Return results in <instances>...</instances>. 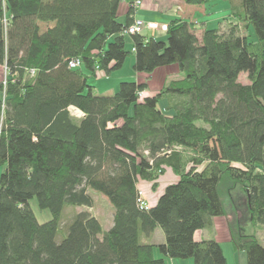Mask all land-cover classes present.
Masks as SVG:
<instances>
[{
	"label": "trees",
	"instance_id": "16d2710c",
	"mask_svg": "<svg viewBox=\"0 0 264 264\" xmlns=\"http://www.w3.org/2000/svg\"><path fill=\"white\" fill-rule=\"evenodd\" d=\"M136 1L0 0V65L9 70L0 83V264H166L155 247L173 260L230 264L216 240L196 239L226 215L223 184L240 185L252 222L264 225V0H223L225 32L194 18L211 0H180L165 41L128 33ZM131 54L137 74L177 66L184 77L155 95L141 97L145 81L96 95L89 80L111 77ZM167 169L178 181L141 209L139 184L157 190ZM90 191L112 205L113 226L81 212L58 243L65 210L94 207ZM33 200L52 220L38 221ZM158 228L165 243H142ZM231 241L247 264H264L255 235Z\"/></svg>",
	"mask_w": 264,
	"mask_h": 264
},
{
	"label": "rangeland",
	"instance_id": "374dc122",
	"mask_svg": "<svg viewBox=\"0 0 264 264\" xmlns=\"http://www.w3.org/2000/svg\"><path fill=\"white\" fill-rule=\"evenodd\" d=\"M44 1L48 2L50 0H44ZM156 1H160V0H156ZM211 1L212 2L210 3L209 11L215 14L212 20L213 24L215 25L212 27L220 28L222 32L229 30L228 27L232 25L231 21L227 19L230 13V3L228 1H223V0H211ZM174 2H169V4H174ZM143 4L144 6H142V8L151 6L149 10L154 11L152 7L154 6V4H156L155 0H143ZM128 8L129 7L127 6L126 3L122 4L120 8V12H119V16H120L119 21L120 20L124 21V17H125L126 12L128 11ZM175 12H177L176 8H174L173 13ZM155 14L153 13L152 15V17L156 20L154 22L145 21L143 19H140V20H143L144 22L157 24V28H154V29L146 28L144 31V35L151 34V37L155 38V35L157 34L156 37L161 39L162 36H166L164 32L167 31V28H168V25L166 24L163 25V22H168L169 20V23H170V21H172L173 18H168L170 13L167 14L166 17H162L161 15H158V14L155 15ZM199 24L201 25V23ZM239 27L241 29L242 34L249 36L251 40H256L255 35L252 34L250 30L248 31L245 28L246 27L245 23H239ZM162 32L164 35L162 34ZM163 39L164 41L167 40L166 37H163ZM126 44H127V49L131 51L133 47L132 39L128 35L126 36ZM134 64H135V56L131 54L130 57H128V59L126 60L124 67L120 71L114 73L111 77H106L102 73L99 74L98 77H92L89 80V85L95 88L94 93L96 95H107V96L114 95L115 93L119 91L120 84L122 82L137 81L136 76L138 74L134 71ZM2 73H3L2 77L5 78L4 68H3ZM183 77L184 75L181 74L177 66H172L169 68L161 69V70L156 71L151 76H145V78L142 81L148 82L149 88L145 93H142L141 97H144L145 94L155 95L157 93H160L172 81L180 80ZM240 82L243 84H249V81L247 79V74H242L240 76ZM165 105H167V100L160 102V107L163 108ZM2 171L3 170L0 169V176H1ZM161 179L162 178L160 177L159 180ZM165 184L167 186L171 185L170 182L168 181L165 182ZM144 186L145 185L143 184L140 187V190H142L144 198L147 201V196H146L147 189L146 188L152 189V185L148 183L146 184L147 187H144ZM159 186H160V181H159ZM220 190H221L220 192L221 200L223 202L226 215L224 217H217L214 219V226L212 230L200 231L198 235L200 236L203 234L206 240L214 239L218 243H220L228 263L247 264L246 253L238 252L235 250L233 243L231 241V237H236L238 236L239 233H242L244 235H255L259 239L261 244L264 245V225H255L252 222L251 216L247 209L246 195L243 192L242 187L240 185H236L231 188L230 184H223ZM90 193L93 196L94 201H95L93 208H90V207L67 208L65 210L63 214L62 232L58 237V243L62 241L63 235H66L68 224L74 219V217L77 214L81 212L87 211V212H91L92 214H97L99 220L101 221L103 225V228L105 230L109 229L110 221L112 217V212H111L113 208L112 205L109 203L107 199H105V197L102 194L97 193L95 191H90ZM31 207L40 223H46L52 220L53 216L51 212L49 210H41L38 206L37 200H33L31 202ZM161 232L162 234H164L163 231ZM155 236H158V235H155ZM155 251H156L155 255L157 258H163V255L159 249ZM174 260H175V264H192L193 263L192 259H187V260L174 259ZM165 261H166V264H173L171 263L169 259L168 261L165 259Z\"/></svg>",
	"mask_w": 264,
	"mask_h": 264
},
{
	"label": "crops",
	"instance_id": "0c3cea01",
	"mask_svg": "<svg viewBox=\"0 0 264 264\" xmlns=\"http://www.w3.org/2000/svg\"><path fill=\"white\" fill-rule=\"evenodd\" d=\"M175 1V2H174ZM169 2H174V4H169ZM179 2H180V0H160V1H156L155 0V3L156 4H154V6L152 7V9L154 10V11H151V10H149L150 8H151V6L149 7H143L142 8V6H144V4H143V0H142V4H141V6H140V8L138 9V11L135 13V16H136V18H139V19H143V20H145V21H152V22H154V21H156L153 17H152V15H153V13L155 14H158V15H161L162 17H166L167 16V14H169V16H168V18H173V20L174 19H178V18H182L177 12H175V13H173V11H174V8H176V11L178 10V4H179ZM176 5V6H175ZM128 6V5H127ZM175 6V7H174ZM209 6L210 5H207L206 7H205V9H204V11H195L194 12V18L199 22V23H202V24H207L208 25V28H217V27H212V26H214L215 24H213V17L215 16V14H213L212 12H210L209 11ZM172 7H174V8H172ZM129 9V8H128ZM128 12V11H127ZM127 12H126V14H125V17H124V21L123 20H120V22H122V23H125V21H126V15H127ZM155 14V15H156ZM171 22V21H170ZM164 24H166V25H168L169 24V20H168V22H163V25ZM166 32L167 31H165L164 32V34H166ZM162 34H163V32H162ZM163 34V35H164ZM143 35H144V33H143ZM161 35V34H160ZM145 36H147V37H151V34L150 35H145ZM157 36V34L155 35V38L156 39H158V40H164L163 39V37H166L167 38V36H162V38L161 39H159V38H157L156 37ZM132 46H133V42H132ZM132 62H134V61H132ZM3 66H1L0 65V83L2 82V80H3V78L4 77H2L3 76V68H2ZM163 69H165V68H163ZM161 70V69H160ZM145 76L146 75H144V74H138L137 76H136V78H137V81H142L144 78H145ZM161 180H160V186H159V188L157 189V190H152V189H149V188H146L147 189V191H146V196H147V201L149 202V204H150V206H154L157 202H158V200H159V198H160V196L163 194V192L165 191V189H166V187H167V185L165 184V182H170V184H173V183H175V182H177L178 181V177L170 170V169H167L166 170V173H165V175L164 176H161ZM145 185L144 187H147L146 186V184H148V183H145V182H141L140 184H139V186H138V188L140 189V187L142 186V185ZM164 184V185H163ZM166 185V186H165ZM163 186V187H162ZM148 187H149V185H148ZM106 199V198H105ZM112 217H111V221H110V226H109V229L113 226V214H114V209L112 208ZM95 216H97V214H94ZM98 217V216H97ZM108 229V230H109ZM162 230L160 229V228H158V229H156L155 230V232L151 235V236H149V237H147V236H145V235H142L141 236V241H142V243H144V244H148V245H155V246H158V245H160V244H163V243H165V240H166V237H165V234H162V232H161ZM164 233V232H163ZM202 233V232H201ZM199 234V232H197L196 233V239H197V241H202V240H206L205 239V237H204V235L202 234V235H198ZM155 235H158V236H155ZM158 248L157 247H155V249H154V253L156 252L155 250H157ZM156 256V255H155ZM164 258V257H163ZM164 259H166L167 261H168V259L171 261V263H173V264H175V260H173V259H170V258H164Z\"/></svg>",
	"mask_w": 264,
	"mask_h": 264
},
{
	"label": "built area",
	"instance_id": "2783aa9c",
	"mask_svg": "<svg viewBox=\"0 0 264 264\" xmlns=\"http://www.w3.org/2000/svg\"><path fill=\"white\" fill-rule=\"evenodd\" d=\"M5 2V0H3ZM142 4V0H137L134 4L133 7L135 8V10H138L140 8ZM5 23H7V21H5ZM154 29L157 28V24H153V23H149V22H144L143 20H140L139 18H135L134 23L129 27L128 33L129 34H141L142 32H144L145 29ZM82 65L81 60L77 59L74 60L70 63V67L71 68H79ZM4 68V72H5V78L3 80V84L6 86L7 81H8V75H9V70L6 66L3 67ZM32 74H34V71H32ZM71 113L74 116L77 117H82L83 113L80 112L79 110H77L76 108H71ZM139 206L141 209H146L148 210L150 208L149 203L145 200L144 195L142 190H139Z\"/></svg>",
	"mask_w": 264,
	"mask_h": 264
}]
</instances>
